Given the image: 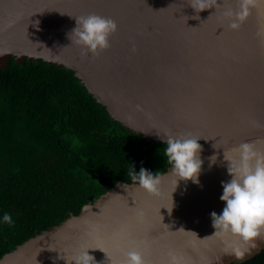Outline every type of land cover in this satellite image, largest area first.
<instances>
[{
    "label": "water",
    "instance_id": "95a60500",
    "mask_svg": "<svg viewBox=\"0 0 264 264\" xmlns=\"http://www.w3.org/2000/svg\"><path fill=\"white\" fill-rule=\"evenodd\" d=\"M191 2L0 0V71L11 59L72 71L124 129L153 146L165 134H191L200 138L203 161L199 184L179 181L175 188L171 166L156 174L155 196L136 181L116 183L0 264H65L84 248H92L93 264L122 260L133 248L147 264H238L264 250L260 237L236 259L232 248L246 246L212 235L210 218L222 211L221 182L231 178L224 154L233 157L244 142L264 152V0H256L237 30L225 13L238 11L240 0H217L216 9L199 13ZM90 13L118 26L97 56L82 55L68 37L75 17Z\"/></svg>",
    "mask_w": 264,
    "mask_h": 264
},
{
    "label": "trees",
    "instance_id": "16d2710c",
    "mask_svg": "<svg viewBox=\"0 0 264 264\" xmlns=\"http://www.w3.org/2000/svg\"><path fill=\"white\" fill-rule=\"evenodd\" d=\"M163 150L111 120L72 71L11 59L0 71V217L14 224H0V258L133 183L132 168L163 173ZM238 264H264V250Z\"/></svg>",
    "mask_w": 264,
    "mask_h": 264
},
{
    "label": "clouds",
    "instance_id": "9594fccd",
    "mask_svg": "<svg viewBox=\"0 0 264 264\" xmlns=\"http://www.w3.org/2000/svg\"><path fill=\"white\" fill-rule=\"evenodd\" d=\"M255 2L256 0H240L238 11L229 10L225 13L231 18V29H239ZM217 5V0H192L190 4L196 13L216 9ZM117 27L115 20L90 13L75 17V27L68 37L71 36V42L81 48L82 55L97 56L109 48V37L117 31ZM159 138L164 146L163 156L171 166L169 173L175 177V188L179 181L190 180L199 184L203 164L200 158V138L191 134H165ZM233 151L236 155L231 158H226L224 154V159L229 162L227 172L231 177L227 182H221L223 191L219 199L224 207L219 214L211 212L210 218L214 229L212 235L232 236L246 246L232 248L235 258L243 259L249 249L256 246L255 240L264 237V152L256 151L249 142L239 144ZM209 159L211 166V163H215L216 156ZM131 179L147 194L155 196L159 193L160 178L154 172L141 168L137 173L132 168ZM0 224L11 227L14 224L12 215L5 212L0 217ZM89 249L92 248H84L68 259L63 258L65 264H93L95 259L89 254ZM111 264H147V261L141 251L133 248L124 252L122 260H113Z\"/></svg>",
    "mask_w": 264,
    "mask_h": 264
}]
</instances>
